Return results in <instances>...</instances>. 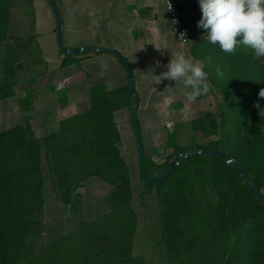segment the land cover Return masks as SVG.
<instances>
[{
    "label": "trees",
    "instance_id": "trees-1",
    "mask_svg": "<svg viewBox=\"0 0 264 264\" xmlns=\"http://www.w3.org/2000/svg\"><path fill=\"white\" fill-rule=\"evenodd\" d=\"M20 4L27 7L31 0H0V46L7 44L0 63V102L16 95L20 75L38 63L29 56L41 54L35 38L10 32L13 9ZM187 11L200 33L191 57L208 62L204 70L209 90L222 97L218 114H199L190 127L214 139L185 148L177 141V129H166L165 148L171 153L165 161L157 164L146 155L147 175L148 168L157 171L152 179L168 170L175 155L202 153L181 157L167 179L141 193L156 190L165 264H264V201L251 186L263 192L264 98L259 92L264 89V57L243 44L234 54L221 51L197 27L202 17L199 0H190ZM16 47L26 53L19 54ZM69 60L66 56L61 66ZM34 80L30 78V87L18 101L25 112L22 121L0 130V264H147L133 255L138 216L116 122L117 111L138 109L139 101L135 105L131 100L129 85L108 90L97 84L88 109L63 118L56 130L38 137L29 114L37 97ZM59 104L63 110L67 103ZM206 152L227 155L239 171ZM45 168L60 202L78 221L75 230L51 241L46 240L44 220ZM90 178L113 188L105 197L108 211L94 219L80 212V190Z\"/></svg>",
    "mask_w": 264,
    "mask_h": 264
},
{
    "label": "rangeland",
    "instance_id": "rangeland-1",
    "mask_svg": "<svg viewBox=\"0 0 264 264\" xmlns=\"http://www.w3.org/2000/svg\"><path fill=\"white\" fill-rule=\"evenodd\" d=\"M55 1L60 13L63 43L67 46L65 35L69 9L65 0ZM69 8L74 10L73 6ZM10 32L17 37L35 38L41 48V54L37 56L28 54L31 59H35L38 63L20 75V83L15 87L16 95L0 102V130L16 126L22 121L25 113L20 109L18 101L22 92L30 87V78L35 79L33 88L37 87L38 89L35 108L38 113L42 111L41 117L38 113L36 115L37 124L40 126L37 129L38 136L52 132L60 123L57 119L59 116L57 105L59 101L68 99L66 90L70 92L69 99L71 102L77 97L80 100V96L83 101H89L91 85L99 84L102 76L107 77L110 82L109 86L115 88L122 85V82L128 84L127 72L124 69L125 65L118 57L113 56L114 54L108 53V58H104V62L93 65L76 58L78 55L84 54L83 52L78 55H65L60 51L57 42V18L49 0H31V5L29 4L27 7L26 5H17L13 9ZM77 36V41H79V35ZM199 36L200 33H197L192 43L183 46L185 53L189 52L192 44ZM6 45V43H3L0 46V63L2 57L6 55ZM16 51L21 55L26 53L21 47H16ZM66 56L70 59V64L62 67V62ZM202 62L205 67L208 65L207 61L203 60ZM90 74L92 78L88 81L89 85L79 82L82 76L86 77ZM54 88L65 91L60 93L56 90L53 93ZM175 89L176 87L167 89L170 92L168 94H173L172 92ZM180 92V96L176 99H184V105H187V107L181 111L179 117H159L158 113L152 109L138 113L145 153L153 159L154 163H163L171 153V150L165 148L166 129L169 131L177 129V141L185 148L195 143L207 144L211 139H214L211 136L205 137L194 133L190 125L193 118L204 112L214 111L218 114V103L222 99L221 95L209 90L205 102L197 103L186 101L182 91ZM170 99H173V97ZM116 120L121 133L120 148L130 168L135 196L133 207L138 216L133 255L145 259L147 264H165L167 262L166 251L161 245L163 229L158 219L160 211L158 197L155 189H152L146 195L141 193L148 187L144 185L140 176L138 149L130 110L118 111ZM49 121L54 124L48 128L44 123ZM34 125L36 124L34 123ZM155 175H157V171L148 168V177L152 179ZM45 178L46 205L44 220L47 227L46 240L51 241L62 234H68L75 230L77 222L74 214L69 211V207L61 204L58 193L53 186V180L46 168ZM85 188L84 193H82L83 202L80 208L82 217L93 219L105 214L108 211L105 197L109 192V186L99 179L93 178L86 183Z\"/></svg>",
    "mask_w": 264,
    "mask_h": 264
},
{
    "label": "crops",
    "instance_id": "crops-1",
    "mask_svg": "<svg viewBox=\"0 0 264 264\" xmlns=\"http://www.w3.org/2000/svg\"><path fill=\"white\" fill-rule=\"evenodd\" d=\"M65 1L66 6L69 9V15L66 20L65 35L67 47L103 48L120 52L131 62L134 70L136 89H138V113L152 109L154 112L158 113L159 117H179L181 111L187 107V105H184V99H176L181 94V86H176L175 81L168 80H164L157 84L158 81L154 77L158 76L162 71L167 70L164 65L169 62L171 53L177 51L185 53L183 45L178 43L168 21L164 8V0ZM70 6H73L74 10H70ZM77 35H79V41H77ZM190 51L191 49L185 54L191 56ZM108 53L113 55L110 52H88L78 55L76 58L80 61H85L94 65L95 63L99 64L102 61L104 62V58H108ZM156 61L160 62L161 67H156ZM124 69L126 70V68ZM90 78H92L91 74L86 77L82 76L79 82L89 85L88 81ZM109 83L110 82L107 77L102 76L100 78L99 84L105 85L108 90H114L126 85L128 86V84L122 82V85L115 88L109 86ZM95 85L97 84L91 85V90ZM168 87H176L174 92H172L173 94H168L170 93L167 91V89H169ZM34 88L38 93L37 87ZM56 90L58 92L61 90L64 91L63 89L54 88L53 93ZM66 92L68 99L65 101L67 103L65 109L62 110L59 102L57 105L59 110V116L57 119L59 121L65 117H70L78 114L79 112L85 111L90 106V99L89 101H83L81 96L80 100L77 99V97L73 100V102H71L69 99L70 92H68V90H66ZM23 93L24 92H22V94ZM171 97H173V99H170ZM205 98L200 100L196 99L195 102H205ZM174 100L176 101L174 102ZM35 103H37V97ZM35 103L29 114L33 117V121L36 124L35 128L37 133V129L40 126L37 124L36 115L39 114L41 117L42 111L39 113L37 112ZM122 110L126 111L127 109L125 108ZM44 124L49 128L52 127L54 123L49 121ZM58 126L59 124L54 128V130H56ZM91 179L93 178H90L85 182L84 187L80 190V193H84L86 183ZM108 186L111 189H109V194L113 188L110 185ZM76 222L77 228L78 221Z\"/></svg>",
    "mask_w": 264,
    "mask_h": 264
},
{
    "label": "clouds",
    "instance_id": "clouds-1",
    "mask_svg": "<svg viewBox=\"0 0 264 264\" xmlns=\"http://www.w3.org/2000/svg\"><path fill=\"white\" fill-rule=\"evenodd\" d=\"M199 6L202 17L197 27L203 29V38L208 43L218 44L221 51L228 54H234L237 45L243 44L251 48L255 56L264 57V0H199ZM168 7L170 11V2ZM155 63L156 67H161L159 61ZM164 67L166 71L154 76L157 84L164 80L175 81L176 86H182L186 101L194 102L208 92L205 65L199 59L177 51L171 53ZM259 97L264 98V89L260 90Z\"/></svg>",
    "mask_w": 264,
    "mask_h": 264
},
{
    "label": "water",
    "instance_id": "water-1",
    "mask_svg": "<svg viewBox=\"0 0 264 264\" xmlns=\"http://www.w3.org/2000/svg\"><path fill=\"white\" fill-rule=\"evenodd\" d=\"M54 13L57 18V42H58V47L60 51L65 54V55H78L82 52H110L114 54L116 57H118L123 64L125 65L126 72H127V77H128V85H129V92L131 94V100L134 102L135 105L138 104V94L136 91V83H135V77H134V70L132 67V64L130 61L124 57L120 52L116 50H110V49H103V48H89V47H83V48H70L64 45L63 43V37H62V29H61V19H60V13L58 10V6L56 4L55 0H49ZM131 114H132V121H133V127H134V132H135V137H136V143H137V149H138V156H139V169H140V176L148 188L155 187L159 182L164 181L167 179L175 170V168L180 164L181 162V157H187L190 155L202 153L200 150H194L190 151L187 153H183L181 155H175L174 159L170 162V166L168 170L154 179H150L147 175L146 172V153H145V146H144V141H143V135H142V130H141V125H140V120L138 117V109L136 107H133L131 109ZM208 155H216L224 160H226L229 164L234 165L237 171H239L238 167L235 164V161L232 160L230 157H228L225 154L222 153H217V152H206ZM177 159V161H175ZM252 189L256 193L257 197L264 201V193L259 190L256 186V184L252 183Z\"/></svg>",
    "mask_w": 264,
    "mask_h": 264
},
{
    "label": "built area",
    "instance_id": "built-area-1",
    "mask_svg": "<svg viewBox=\"0 0 264 264\" xmlns=\"http://www.w3.org/2000/svg\"><path fill=\"white\" fill-rule=\"evenodd\" d=\"M190 0H164V8L172 31L181 45L192 43L197 31L189 19L187 5ZM169 2L172 5L169 11Z\"/></svg>",
    "mask_w": 264,
    "mask_h": 264
}]
</instances>
